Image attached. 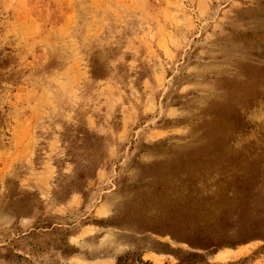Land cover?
Listing matches in <instances>:
<instances>
[{
	"label": "rangeland",
	"instance_id": "374dc122",
	"mask_svg": "<svg viewBox=\"0 0 264 264\" xmlns=\"http://www.w3.org/2000/svg\"><path fill=\"white\" fill-rule=\"evenodd\" d=\"M262 219L264 0H0V264H264L203 238Z\"/></svg>",
	"mask_w": 264,
	"mask_h": 264
},
{
	"label": "trees",
	"instance_id": "16d2710c",
	"mask_svg": "<svg viewBox=\"0 0 264 264\" xmlns=\"http://www.w3.org/2000/svg\"><path fill=\"white\" fill-rule=\"evenodd\" d=\"M224 220L223 214H216L212 217L210 221L206 223V227L209 226L210 229H214L216 223H222ZM240 232L238 233L237 238L231 240L232 242H226L225 240H219L218 238H214V234L212 230L204 229L203 238L206 239L209 245L217 246L221 244H238L241 242H247L252 240H262L264 241V219L259 221L250 222L244 221V223L240 226Z\"/></svg>",
	"mask_w": 264,
	"mask_h": 264
}]
</instances>
